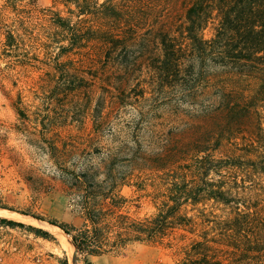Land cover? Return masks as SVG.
I'll list each match as a JSON object with an SVG mask.
<instances>
[{"label":"trees","instance_id":"1","mask_svg":"<svg viewBox=\"0 0 264 264\" xmlns=\"http://www.w3.org/2000/svg\"><path fill=\"white\" fill-rule=\"evenodd\" d=\"M64 1L97 16L89 29L103 38L102 51L137 45L150 81L142 79L125 99L168 88L187 104H199L202 114L218 110L222 120L217 132L194 139L196 148L158 157L166 161L161 166L136 167L141 150H122L117 161L118 154L102 152L100 159L109 161L68 169L65 193L79 223H49L70 237L85 264L89 256L119 254L135 243L178 246L176 264H264V0H180L183 15L165 26L153 25L145 0ZM53 14L66 42L61 48L83 47L90 25ZM209 24L213 34L205 38ZM82 66L63 68L62 83ZM143 175L156 203L138 216L132 210L138 202L122 188Z\"/></svg>","mask_w":264,"mask_h":264},{"label":"rangeland","instance_id":"2","mask_svg":"<svg viewBox=\"0 0 264 264\" xmlns=\"http://www.w3.org/2000/svg\"><path fill=\"white\" fill-rule=\"evenodd\" d=\"M89 1L92 5L103 0ZM145 1L153 25H169L185 10L180 0ZM81 10L64 0H0V218L15 222L0 223V264H62L64 257L69 264L60 228L49 223H79L65 193L68 169L109 161L100 159L102 152L118 154L117 161L122 150L129 155L141 150L136 167L161 166L166 161L158 157L173 149L196 148L200 142L194 139L217 132L222 120L218 110L202 114L199 104H187L180 92L168 88L125 99L141 88L142 79L150 81V71L137 57L135 44L111 54L102 51L98 46L103 38L89 29L97 16ZM53 13L90 25L83 47L61 48L66 42L61 41L62 30ZM212 34L209 24L203 36ZM79 62L83 66L78 76L62 83L61 70ZM145 177L122 188L123 194L138 202V207H132L138 216L153 211L156 203L149 180L141 182ZM28 226L51 237L44 238ZM63 240L71 243L68 235ZM180 256L178 246L135 243L119 254L87 260L90 264H176ZM76 257L85 264L80 254Z\"/></svg>","mask_w":264,"mask_h":264},{"label":"bare ground","instance_id":"3","mask_svg":"<svg viewBox=\"0 0 264 264\" xmlns=\"http://www.w3.org/2000/svg\"><path fill=\"white\" fill-rule=\"evenodd\" d=\"M54 228V227H53ZM56 228V227H55ZM58 230V229H57ZM59 238H60V242H61V244H62V246H63V248H64V250H66V255H68V257H69V264H80L79 262H78V259H77V257H76V255H74L73 253H74V250H73V246H72V242L71 243H69V242H67V240H63L64 239V235L65 236H67L66 234H64L63 235V232H61L60 231V229H59ZM56 233H57V231H56ZM58 235V234H57ZM58 238V239H59ZM67 239H68V237H67ZM62 248V247H61Z\"/></svg>","mask_w":264,"mask_h":264},{"label":"water","instance_id":"4","mask_svg":"<svg viewBox=\"0 0 264 264\" xmlns=\"http://www.w3.org/2000/svg\"><path fill=\"white\" fill-rule=\"evenodd\" d=\"M74 255H76L77 253H76V251L74 250V253H73Z\"/></svg>","mask_w":264,"mask_h":264}]
</instances>
